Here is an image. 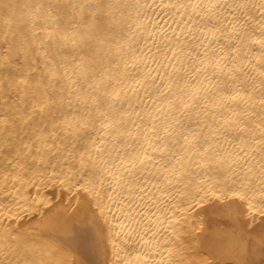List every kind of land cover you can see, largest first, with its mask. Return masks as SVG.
Instances as JSON below:
<instances>
[{"label": "snow or ice", "instance_id": "snow-or-ice-1", "mask_svg": "<svg viewBox=\"0 0 264 264\" xmlns=\"http://www.w3.org/2000/svg\"><path fill=\"white\" fill-rule=\"evenodd\" d=\"M0 264H264V0H0Z\"/></svg>", "mask_w": 264, "mask_h": 264}, {"label": "bare ground", "instance_id": "bare-ground-1", "mask_svg": "<svg viewBox=\"0 0 264 264\" xmlns=\"http://www.w3.org/2000/svg\"><path fill=\"white\" fill-rule=\"evenodd\" d=\"M141 2L158 5L161 3V0H141ZM164 2L167 3V0H164ZM148 14L151 17V21H154L157 25H159L160 29H167L169 25H171L173 28L176 27V25L172 23V20L169 19L167 16H165L162 9L159 7H156L155 11H149ZM151 21L149 20L142 21L145 25L149 27V30H151ZM165 21H167V23H165ZM133 30L136 31V29H133ZM149 43L151 44L150 38H149ZM150 66L156 67V65H150ZM161 71L163 70L161 69ZM153 75H155V73H153ZM149 91H151V89H149ZM129 95L132 96L133 94L130 92ZM137 97L139 99H145L143 89H140V88L136 89V96H133L134 104L137 102ZM29 195L33 197L37 196V189L35 187L29 189ZM60 195H61V190L59 187L49 186L47 188H40L39 190V198L42 200H46L49 203H58L59 202L58 197ZM5 222L7 223V221Z\"/></svg>", "mask_w": 264, "mask_h": 264}]
</instances>
